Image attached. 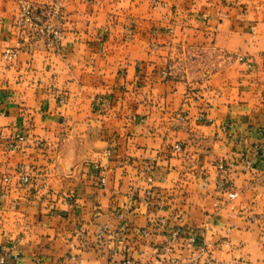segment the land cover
Listing matches in <instances>:
<instances>
[{
	"label": "crops",
	"instance_id": "crops-1",
	"mask_svg": "<svg viewBox=\"0 0 264 264\" xmlns=\"http://www.w3.org/2000/svg\"><path fill=\"white\" fill-rule=\"evenodd\" d=\"M20 1L0 0V254L264 264V0H26L60 2L53 47L14 27Z\"/></svg>",
	"mask_w": 264,
	"mask_h": 264
},
{
	"label": "built area",
	"instance_id": "built-area-1",
	"mask_svg": "<svg viewBox=\"0 0 264 264\" xmlns=\"http://www.w3.org/2000/svg\"><path fill=\"white\" fill-rule=\"evenodd\" d=\"M153 1V0H152ZM45 21H43L37 14H35V10L28 1L21 0L18 5V12L14 21V27L20 33H24L28 29L35 30L41 37L46 40V43L49 46L54 45L56 42L61 40L62 33L60 26L53 25L50 20L52 19H60L62 18L61 4L60 2L52 3L46 10L44 15ZM20 43H17L15 49L12 52H7L5 57L8 60L15 58L20 49ZM1 116V114H0ZM22 138L17 139L14 142H10L8 148L10 151H16L19 149V143L22 141ZM262 148V147H261ZM175 151H179V146L174 147ZM249 162L246 163V167L249 168ZM219 169H222V165H218ZM29 171L25 166L17 167V180L21 185H25L29 182ZM100 183L103 184V180H100ZM217 189L226 192V196L228 200H233L236 195L229 189V186L224 181H219L217 183ZM216 206V204L214 205ZM177 234L173 236L176 237ZM172 243L169 242V245ZM169 245L165 246L162 250V255L166 254L169 249ZM194 245V239H188L185 243V248L192 249ZM73 259V256L70 258ZM18 257L16 255L10 254L2 250L0 254V264H13L14 261H17ZM118 264H140L138 262L133 261L131 258H124ZM153 264H180L176 258H158Z\"/></svg>",
	"mask_w": 264,
	"mask_h": 264
},
{
	"label": "rangeland",
	"instance_id": "rangeland-1",
	"mask_svg": "<svg viewBox=\"0 0 264 264\" xmlns=\"http://www.w3.org/2000/svg\"><path fill=\"white\" fill-rule=\"evenodd\" d=\"M45 13H46V11H44V13H43V16L45 15ZM57 20V21H56ZM61 20H62V18H60V19H52V20H50L51 21V23L53 24V25H57V27H59L60 26V29H61ZM52 21H56L57 22V24H54ZM61 33H62V31H61ZM57 44V43H56ZM56 44H54L53 46H55ZM52 46V47H53ZM24 140H22L21 142H23ZM21 142L19 143V146H20V144H21ZM20 148V147H19ZM8 150H9V148H8ZM10 151V150H9ZM13 152V151H12ZM22 166V165H21ZM187 241V240H186ZM170 243H173L172 241H170ZM169 245V244H168ZM167 246V245H166ZM171 248H172V244L171 245H169V249H168V251L166 252V254H164V255H162V252H161V254L155 259V261L160 257V258H173V257H170L169 256V254H170V252H171ZM163 250V249H162ZM134 261V260H133ZM154 261V262H155ZM136 262V261H135ZM153 262V263H154Z\"/></svg>",
	"mask_w": 264,
	"mask_h": 264
}]
</instances>
